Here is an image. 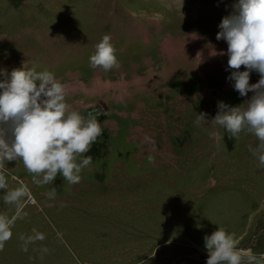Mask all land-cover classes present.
I'll return each instance as SVG.
<instances>
[{
    "label": "rangeland",
    "instance_id": "1",
    "mask_svg": "<svg viewBox=\"0 0 264 264\" xmlns=\"http://www.w3.org/2000/svg\"><path fill=\"white\" fill-rule=\"evenodd\" d=\"M236 2L0 0V68L53 72L66 102L103 130L83 154L92 162L79 183L60 173L37 183L22 159L4 161L0 214L16 215L3 197L20 181L30 194L0 264H206L186 256L209 254L204 236L217 227L264 254L260 141L247 127L233 137L196 123L201 111L214 116L218 101L245 106L252 95L226 79L227 42L216 39ZM105 34L118 68L90 65ZM259 78L253 71L249 83Z\"/></svg>",
    "mask_w": 264,
    "mask_h": 264
},
{
    "label": "clouds",
    "instance_id": "2",
    "mask_svg": "<svg viewBox=\"0 0 264 264\" xmlns=\"http://www.w3.org/2000/svg\"><path fill=\"white\" fill-rule=\"evenodd\" d=\"M234 7L235 12L221 19L216 39L227 42V67L232 70L226 79L240 96L252 95L245 106L218 101L216 114L209 118L201 111L196 123L212 122L233 137L247 127L260 141L253 151L264 164V0H237ZM89 60L93 68L119 67L110 35L97 43ZM253 71L260 78L249 83ZM0 77H6L0 79V189L9 187L4 161L17 158L37 174V183H49L58 173L69 183H79L82 169L92 162L91 155L83 154L102 134L101 122L95 116L85 118L66 102V85L51 71L22 66L9 73L0 68ZM211 135L221 138L215 132ZM29 194L23 181L4 194V201L17 207L12 217L0 214V247L11 237V227L24 207L22 198ZM37 238L43 239V234L37 233ZM237 244L234 234L217 227L204 236L206 264H264V254Z\"/></svg>",
    "mask_w": 264,
    "mask_h": 264
},
{
    "label": "water",
    "instance_id": "3",
    "mask_svg": "<svg viewBox=\"0 0 264 264\" xmlns=\"http://www.w3.org/2000/svg\"><path fill=\"white\" fill-rule=\"evenodd\" d=\"M199 255V256H198ZM207 256H208V254H196V256H194V255H188V256H186L187 258H198V257H203L204 259H207ZM181 258V257H180ZM169 263V262H168ZM167 263V264H168Z\"/></svg>",
    "mask_w": 264,
    "mask_h": 264
},
{
    "label": "bare ground",
    "instance_id": "4",
    "mask_svg": "<svg viewBox=\"0 0 264 264\" xmlns=\"http://www.w3.org/2000/svg\"><path fill=\"white\" fill-rule=\"evenodd\" d=\"M167 74H171L170 72H167ZM165 75V72L163 73V76Z\"/></svg>",
    "mask_w": 264,
    "mask_h": 264
},
{
    "label": "built area",
    "instance_id": "5",
    "mask_svg": "<svg viewBox=\"0 0 264 264\" xmlns=\"http://www.w3.org/2000/svg\"><path fill=\"white\" fill-rule=\"evenodd\" d=\"M90 112H91V111H89V115H90ZM88 117H90V116H88Z\"/></svg>",
    "mask_w": 264,
    "mask_h": 264
}]
</instances>
